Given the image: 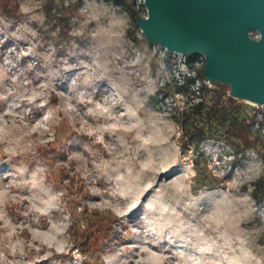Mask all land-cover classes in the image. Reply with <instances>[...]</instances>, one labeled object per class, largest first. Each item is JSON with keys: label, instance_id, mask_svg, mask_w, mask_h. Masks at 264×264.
<instances>
[{"label": "rangeland", "instance_id": "rangeland-1", "mask_svg": "<svg viewBox=\"0 0 264 264\" xmlns=\"http://www.w3.org/2000/svg\"><path fill=\"white\" fill-rule=\"evenodd\" d=\"M16 1L18 17L0 16V263L90 260L67 231L66 166L88 207L115 216L96 264H264V200L250 191L264 150L206 139L181 151V57L139 28L128 38L129 15L111 2ZM77 1L61 40L47 6Z\"/></svg>", "mask_w": 264, "mask_h": 264}, {"label": "trees", "instance_id": "trees-1", "mask_svg": "<svg viewBox=\"0 0 264 264\" xmlns=\"http://www.w3.org/2000/svg\"><path fill=\"white\" fill-rule=\"evenodd\" d=\"M104 1L111 2L127 12L132 28L126 31V36L136 40L134 30L138 28L140 15L135 8L134 0ZM77 5L78 1L70 6L62 7L56 13H51V5L47 6L46 17L48 21L58 24V37L61 40L71 37L68 33L66 17L67 14L74 13ZM19 13L16 0H0L1 17L11 20L18 17ZM195 56V54H187L184 64L188 70L194 68L192 63ZM169 59L166 57L164 61L169 63ZM202 69L203 67L195 69V76L182 74L183 82L176 83L173 80L174 85L171 86L173 95L178 94L186 99V106L181 108L177 118L181 151H196L201 142L206 139L226 141L241 152L252 147L264 150V139L259 135V129L264 127V115L262 114V118L257 120L254 109H250L246 102L232 98L229 95V84L213 82L207 85ZM196 79L200 81L198 94L191 89ZM194 98L199 100L192 101ZM254 123H257L259 128L254 129ZM61 154L64 155L63 152ZM57 181L62 185L66 183L63 200L67 204L66 211L69 219L67 231L72 238V246H75L82 254L89 255L90 260H85L86 264H96L100 260H93L91 256H94L101 249L104 241L116 232L113 225L115 216L110 212L88 207L86 190L66 166H60ZM250 191L256 201L264 200V176L251 182ZM73 193L77 195L69 198ZM9 212L14 215L11 210Z\"/></svg>", "mask_w": 264, "mask_h": 264}, {"label": "water", "instance_id": "water-1", "mask_svg": "<svg viewBox=\"0 0 264 264\" xmlns=\"http://www.w3.org/2000/svg\"><path fill=\"white\" fill-rule=\"evenodd\" d=\"M138 28L169 52L201 53L209 84L264 111V0H144ZM252 32L256 35L252 36Z\"/></svg>", "mask_w": 264, "mask_h": 264}, {"label": "built area", "instance_id": "built-area-1", "mask_svg": "<svg viewBox=\"0 0 264 264\" xmlns=\"http://www.w3.org/2000/svg\"><path fill=\"white\" fill-rule=\"evenodd\" d=\"M134 1H135V0H134ZM143 2H144V0H139V4H135V6H136V7L141 6L142 8H144V12H143V14H141L140 16H141V17H146V16H147V11H146V8H145ZM255 36H256V35H254V37H255ZM153 45H157V46H159V44H153ZM159 47H160V46H159ZM160 48L163 49L164 53H167V54H169V55H170V54H177V55H179V56L181 57L182 65L184 66V68H185V70H186L184 74H186V75H189V76H195V69H200V68L204 67V57H203V55H202L201 53H196V54H195L196 56H195V59H194V61H193V63H192L193 66H194V68H193L192 70H188V69L185 67V64H184V62H185V60H186V56H187V54H181V53H179V52H169V51H167L165 48H162V47H160ZM174 81H176V83H182V82H183V75H182V74H179V73L177 72L176 75H175ZM205 83H206L207 85H209V83L207 82V80H205ZM199 86H200V81H199L198 79H196L195 82H194V84L191 85V89L194 90V92H195L196 94H198V93H199V91H198ZM175 95L180 96V95H178V94H175ZM181 97H183V96H181ZM198 100H199V98H194V99H192V101H198ZM256 107H259V109H257V110L254 109V112H255V114H256V119H257V120H260V119L262 118V114L264 115V111H262V109H261V107H260L259 105H256ZM263 121H264V118H263ZM254 127L259 128V126H258L257 123H254L253 128H254ZM256 128H255V129H256ZM263 129H264V127L262 126V127L259 129V131H260V130H263Z\"/></svg>", "mask_w": 264, "mask_h": 264}]
</instances>
